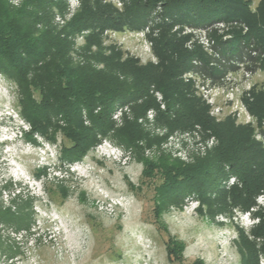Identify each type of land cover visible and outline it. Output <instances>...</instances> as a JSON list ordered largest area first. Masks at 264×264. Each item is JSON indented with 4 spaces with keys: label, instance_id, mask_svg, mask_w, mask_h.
Segmentation results:
<instances>
[{
    "label": "trees",
    "instance_id": "16d2710c",
    "mask_svg": "<svg viewBox=\"0 0 264 264\" xmlns=\"http://www.w3.org/2000/svg\"><path fill=\"white\" fill-rule=\"evenodd\" d=\"M11 1L0 0V72L19 88L22 115L31 123V135L40 133L55 140L61 132L71 143H65L62 156L79 159L100 140L99 136L114 134L127 145H136L140 138L151 141L136 119L155 107L159 121L172 129L201 124L218 138V144L193 163L167 156L159 161L144 160V177H161L154 187L158 223L167 202L181 203L192 192L212 215L232 212L233 208L246 211L254 204L264 190L262 143L254 138L252 126L237 124L232 116L217 121L209 114V106L194 94L193 86L182 78L186 71L194 70L216 82L238 66L221 59L211 66L203 49H187L186 38L178 37L172 27L177 23L205 26L220 20L244 21L249 32L217 40L222 56L241 61L245 55L250 56L248 46L252 41L264 54V0H260L256 11L250 7L251 0H125L123 9L104 0H81L79 11L62 27L54 23V14L66 10V0H22L18 6ZM156 6L162 8L156 22L161 31L153 38L157 63L142 64L116 44L107 51L104 31L142 29ZM85 30H89L86 45L75 57L74 38ZM259 57L250 60L255 63ZM195 60L201 64L196 65ZM252 62L250 69L255 68ZM261 66L264 68V56ZM152 86L163 93L165 109H160L151 93ZM251 95L246 99L249 109L263 119L264 89L254 88ZM124 104L132 105L136 119L117 128L112 113L117 105ZM84 111L89 124L85 123ZM231 175L240 184L227 188L222 183ZM130 186L135 188L132 183ZM17 199L18 210L1 209L0 220L30 228L34 202L31 198ZM261 216V223L251 230L255 238L264 235V212ZM239 235L242 264H259L264 245L258 247L256 239H250L242 228ZM167 244L170 254L181 256L182 242L171 239ZM9 252L12 257L17 248L10 247Z\"/></svg>",
    "mask_w": 264,
    "mask_h": 264
},
{
    "label": "rangeland",
    "instance_id": "374dc122",
    "mask_svg": "<svg viewBox=\"0 0 264 264\" xmlns=\"http://www.w3.org/2000/svg\"><path fill=\"white\" fill-rule=\"evenodd\" d=\"M11 2L18 6L22 0ZM259 2L251 0L253 11L257 10ZM66 3L64 12L56 10L54 14V23L59 27L66 25L82 5L81 0L71 4L66 0ZM118 8L123 9L124 5ZM160 11L162 8L156 6L151 19ZM185 25H173L172 32L185 37V47L190 49L187 42L192 36L184 33ZM150 26L144 37L135 34L141 29H107L103 33V44L107 51L109 46L118 45L142 64L157 63L153 38L159 35L161 28L158 24ZM177 26L181 29H176ZM111 31H116V35ZM224 33L244 34V28L231 26ZM88 34L89 30H85L74 38L75 57L86 45ZM223 35L212 32L216 42ZM197 46L199 44L192 49ZM263 56L262 53L258 59L260 75L254 77L257 89H264ZM193 91L205 102L195 86ZM151 93L159 106L167 104L163 93L155 86L151 87ZM251 94L240 98L247 103ZM220 103L224 113L218 116L211 114L206 103L211 116L217 121L232 116L237 124L245 125L228 105ZM124 105H117L112 113L117 128L124 126L127 120L136 119L132 105ZM249 112L257 120L255 128L250 125L256 139L255 132L263 127L264 118L260 119L250 109ZM84 118L89 124L86 111ZM136 121L151 141L140 138L136 145H127L114 134L99 136L100 140L82 158H65L62 149L65 143H71L61 132L55 140L40 133L31 135V123L22 115L19 88L0 72V210L11 207L17 211L14 200L18 197V202L26 198L34 202L30 228L0 220V264H198L197 260L202 264H242L239 228L254 239L251 230L261 223L262 217L255 226L246 227L239 208L240 211L233 208L232 212L212 215L198 194L192 192L181 203L167 202L158 223L154 187L161 177L150 179L143 175L145 159L159 161L167 156L171 160L193 163L205 157L218 144L216 135L201 124L172 129L159 121L155 107L140 114ZM156 138L158 140L154 141ZM228 180L222 183L227 188L240 184L228 187ZM259 213L262 212L254 215L259 216ZM258 238L255 239L261 247L264 242ZM171 239L184 244L180 257L169 253L167 242ZM10 247L17 248L12 257L7 254Z\"/></svg>",
    "mask_w": 264,
    "mask_h": 264
},
{
    "label": "built area",
    "instance_id": "2783aa9c",
    "mask_svg": "<svg viewBox=\"0 0 264 264\" xmlns=\"http://www.w3.org/2000/svg\"><path fill=\"white\" fill-rule=\"evenodd\" d=\"M74 1L79 0H68L69 4ZM106 2H111L117 7H121L124 3L121 0H106ZM161 9V6H158ZM158 16L152 18L149 22V26H145L141 30H138L135 34L141 35L144 37L146 33L149 32L150 25L156 24ZM231 26H238L239 28H244V34L248 31V26L241 20H230V21H217L205 26H194V25H185L184 33L192 36V39L188 40L187 46L192 49L195 44L206 51L210 57V65L214 66L216 64V59H221L224 63L236 64L238 68L236 70H230L224 73V75L216 82L213 79L204 73H199L198 71L189 70L183 74V79L192 83L195 86L197 94L200 97H203L205 102L210 106L211 114L218 116L224 113V106L228 105L232 109V113L237 116V119H240V122L245 125H252L254 128L257 125L256 118L249 112L248 105L240 96H250L253 88L257 85V81L254 82L255 75H260L258 60L254 63L250 57H259L261 55L260 49H257L254 41H252L248 46V51L250 56L245 55L243 60L238 61L237 59L227 58L222 56L221 50L217 46V42L212 37V32H222L223 39L228 40L234 37L233 34H225L226 29ZM176 29H181V26H177ZM116 35V31H111ZM154 58V57H153ZM253 63L255 68H248L249 63ZM196 65H200L201 61L195 60ZM125 106V105H123ZM160 108L165 109V104H160ZM153 109H150V111ZM200 125V124H199ZM256 139L262 143L264 147V124L261 129H258L255 132ZM214 140V139H213ZM239 182L238 178L235 175H231L227 181V186L233 185L234 183ZM264 190H262L255 198L254 204L246 211L241 212L238 208L236 210L240 211L242 218L246 220V227H253L258 224L261 220V214L255 216L256 212H264ZM264 242V236H260L258 240ZM260 264H264V253L260 254Z\"/></svg>",
    "mask_w": 264,
    "mask_h": 264
},
{
    "label": "bare ground",
    "instance_id": "6f19581e",
    "mask_svg": "<svg viewBox=\"0 0 264 264\" xmlns=\"http://www.w3.org/2000/svg\"><path fill=\"white\" fill-rule=\"evenodd\" d=\"M217 22V21H216Z\"/></svg>",
    "mask_w": 264,
    "mask_h": 264
}]
</instances>
